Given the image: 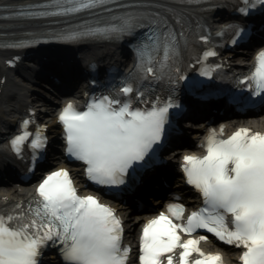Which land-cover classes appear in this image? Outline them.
I'll list each match as a JSON object with an SVG mask.
<instances>
[{
  "label": "snow or ice",
  "instance_id": "obj_1",
  "mask_svg": "<svg viewBox=\"0 0 264 264\" xmlns=\"http://www.w3.org/2000/svg\"><path fill=\"white\" fill-rule=\"evenodd\" d=\"M108 2L42 0L16 6L21 11L15 15L46 17L96 8L106 11L103 6ZM257 5L264 9V0H243L238 10L248 13ZM112 6L126 10L106 20L66 26L56 35L36 36L69 41L98 36L133 38L136 55L131 70L117 84L110 83L93 94L83 106L69 100L59 114L66 152L84 163L90 179L118 185L130 170L135 175L154 158L170 123L169 110L178 104L172 93L177 81L184 79L179 68L182 48L190 45L187 25L176 31L167 15L153 11V7L164 8L181 21L175 9L152 5L149 0ZM225 29H232L235 36L243 32L235 24ZM199 39L207 42L209 37ZM215 55L211 47L203 52L199 71L204 76H212V69L220 67L204 63ZM241 79L248 82L253 96L264 97V50L258 53L252 71ZM158 81L170 86L166 97L153 90ZM30 124L31 117L22 119L3 148L29 161L31 168L48 137L44 132L47 125H36L33 131ZM25 147L31 150L30 157ZM202 147L200 153L184 154L180 165L184 178L198 190L201 205L185 216L184 204L169 203L166 211L150 218L142 230L140 264H223L222 253L200 246L208 237L194 235L198 229H207L219 240L240 247L241 264H264V131L241 126L224 136L223 126L213 128ZM123 237L124 221L116 209L93 194H79L64 167L43 176L26 207L21 201L0 209V264H40L43 250L50 245L59 246L65 264H129L132 248L123 243Z\"/></svg>",
  "mask_w": 264,
  "mask_h": 264
},
{
  "label": "bare ground",
  "instance_id": "obj_2",
  "mask_svg": "<svg viewBox=\"0 0 264 264\" xmlns=\"http://www.w3.org/2000/svg\"><path fill=\"white\" fill-rule=\"evenodd\" d=\"M24 0H0V4H11V3H17L21 2ZM183 14H185L189 19L194 20L196 18H207L209 19L210 22L213 23V18L210 13L207 11H202L199 14L196 12L190 10V9H181L180 10ZM53 27V25H49L48 23H43L41 20H2L0 19V34H5V35H21L25 32H34V31H39L45 28ZM114 49L112 45L109 44H92L88 47H85L82 49L81 59H84L88 56H95L98 57L103 53L110 52ZM3 52L0 50V75L6 74V82L1 83L0 81V111L3 106L10 102L12 99L14 101L10 103L9 105H15L18 106L16 102L20 101L23 99V91L18 87V85L12 80L10 73H6L3 71V66L1 61L5 58V55ZM251 58V57H250ZM250 58H246V60H250ZM235 65V68L239 69L241 66L236 65L235 62L233 63ZM66 101V100H64ZM63 103V101H62ZM197 112V110H195ZM53 109L52 108H46L45 112L39 113V117L42 118H50L52 116ZM226 130H231L235 125L243 124V123H249L257 128L264 129V114L257 116V117H251L247 119H229L226 120ZM4 123V119L0 117V125ZM192 124V123H189ZM207 132V127H203L199 130H196V135L199 136L196 140V145L200 141V137L203 136ZM179 152V151H178ZM171 157H175L173 153H170ZM77 180L79 183H81V178L77 174L76 176ZM33 191V186L32 185H17L13 183L11 187L9 186H0V199L2 196H5L7 200H13L16 197L17 198H25L27 196L28 192ZM4 198V199H5ZM158 202V201H157ZM153 212H146L142 214H137L133 225H131V228L133 229V234H135L137 231L142 226V223L145 219L149 218L151 215H153ZM225 250V249H224ZM226 254V259L229 262H232V264H236L234 261L236 257L238 256V252L231 250V249H226L225 250ZM51 257H54L52 255Z\"/></svg>",
  "mask_w": 264,
  "mask_h": 264
}]
</instances>
